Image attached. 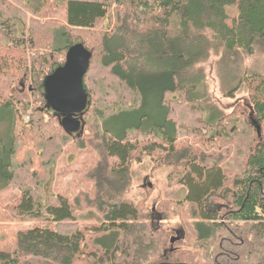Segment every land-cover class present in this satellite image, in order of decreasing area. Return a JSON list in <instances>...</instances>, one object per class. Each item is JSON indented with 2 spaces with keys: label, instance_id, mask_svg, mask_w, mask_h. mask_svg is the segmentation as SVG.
<instances>
[{
  "label": "trees",
  "instance_id": "obj_1",
  "mask_svg": "<svg viewBox=\"0 0 264 264\" xmlns=\"http://www.w3.org/2000/svg\"><path fill=\"white\" fill-rule=\"evenodd\" d=\"M114 2L115 27L100 31L110 19L112 0H61L55 7L64 24L43 22L36 11L28 18L26 0H0V112L10 119L8 140L0 133V264H264V141L252 124L256 120L263 129L264 83L257 75H242L253 89L251 112L238 113L229 128L226 118L204 117L198 104L205 78L197 68L215 52L238 72L244 57L264 48V0ZM72 31L89 37L73 43ZM59 40L65 45L58 46ZM76 44L91 57L83 77L88 104L75 117L83 134L87 117L94 115L90 128L100 134L111 167L106 188L98 183L94 198L83 193L72 201L67 193L47 191L72 134L61 115L49 110L45 81L64 67ZM40 96L43 107L33 106ZM180 97L200 113L195 121L185 117L202 131L200 151L178 141L200 137L175 118L170 98L178 103ZM114 120L126 123L119 132L106 128ZM218 138L233 152L228 161L218 162L208 146ZM144 155L172 167L187 189L179 205L193 222L165 251L152 213L123 199L131 166ZM216 201L228 206L226 214ZM92 211L99 222L86 217ZM17 216L37 225L19 230Z\"/></svg>",
  "mask_w": 264,
  "mask_h": 264
},
{
  "label": "rangeland",
  "instance_id": "obj_2",
  "mask_svg": "<svg viewBox=\"0 0 264 264\" xmlns=\"http://www.w3.org/2000/svg\"><path fill=\"white\" fill-rule=\"evenodd\" d=\"M115 0H112V13H110V19L106 20L101 28L98 30H107L111 31L113 27H115L116 23V15L117 12L114 10L115 8ZM28 2V6L30 7L31 13L27 15L28 18H32L33 12H40L38 14L40 16L36 18L41 21L46 20H59L64 24V14H62L59 8H56V4H61V0H26ZM58 9V15H55V9ZM32 9V10H31ZM2 21V20H1ZM0 21V23H1ZM110 27V28H109ZM0 28H3V25H0ZM72 42L77 43L81 41H87L89 37L88 32L81 33L80 31L71 32ZM57 39H60V37ZM62 41V40H61ZM60 40L58 41V46H64L65 42L62 43ZM50 52V49H47ZM45 51H43L44 54ZM28 56L33 58L32 52H28ZM64 56L59 57V62H63ZM197 68L203 74L205 81L203 84V98L201 99L202 103H199V107H203L205 109L204 117L206 119L214 116V119L217 118H225L226 127L237 124L234 120L238 117V113L247 112L250 114V105H251V95L253 92L252 87H250L247 80L242 81V75L247 73L249 77L258 76L255 79L258 81H262L264 83V48L257 49V52L254 56L249 58H243L242 68L238 70V72L233 71L229 63L225 61L222 57V53H211L207 60L200 63ZM95 69V68H94ZM92 80V79H91ZM256 80V81H257ZM257 81V82H258ZM91 84V82H90ZM28 90L31 88L30 82L25 86ZM104 94V92H103ZM97 97V93L94 95ZM37 101L34 103V98L31 97V101L33 102V106L43 107V97H38ZM176 97V101H177ZM169 100V99H168ZM171 104H173V111L175 118L182 123L183 120L186 121L185 117L191 120H196L198 114L195 113L193 108L187 104L184 98L180 97L178 103H174L172 98H170ZM169 100V101H170ZM88 96L82 95L79 101L76 103V107L78 108L77 112H81L87 105ZM49 110L53 111V109L49 108ZM32 113V109L28 114H26L24 120L25 122L29 120L28 116ZM5 111L0 112V133L4 137L5 140H8L9 137V129H10V119L9 114ZM92 116V115H91ZM88 123L87 128L84 133H80V129L72 134L69 137L67 147L64 151L63 156L59 160L58 169L53 174V181L47 187V191L49 193L55 192H63L67 193V195L71 198V200H75L76 196H81L83 193H88V196H92L94 198L97 195V184H101V188H106L105 177H108V170L111 167V160L108 159L100 146L101 140H99V135L96 130L92 134V130L90 127H94L96 124L94 115L91 117H87ZM45 122L50 119L49 115H45ZM154 119H158V115H154ZM184 122V126L187 131H197L199 132V136H188V137H179L178 141L180 144H183V148H192L194 150H201V143L203 141L202 131H198V128L194 125V122ZM123 126L126 124L124 122L110 121L106 128L109 131L119 132L121 129L120 124ZM193 124L195 129L191 128ZM262 136L257 139H261L264 141V122L262 124ZM204 131V130H203ZM82 134V135H81ZM94 134L96 138H94ZM81 136L80 138H78ZM201 138V143H200ZM254 138V135H252ZM255 138V139H256ZM224 139H217V143L215 142H207L210 149H215L216 156L221 159L220 161H228V157L233 155V152L230 154L225 151ZM250 139L248 137L246 142H249ZM259 140H257L258 142ZM208 150H206V153ZM236 153V151H235ZM226 156V159H225ZM142 163H138L136 161L133 162L131 166V182L123 195V199L130 200L138 205L143 210V213H152L151 217L153 221L151 223L155 225L160 230L158 231V238H162V242L165 243L164 251L170 246V239L177 236V231H182L189 223H192L191 219H187L188 217L184 210L187 209L185 205L180 204L184 200L187 195L186 187L180 185L178 183V178L173 176V171H175L169 165H162L160 162H154L152 157H148L144 155L142 159ZM229 164V162H228ZM160 165V166H159ZM231 178V176H230ZM11 195H16V191L10 190ZM82 198V197H81ZM1 199V197H0ZM83 199V198H82ZM219 205V209L224 214L227 213L228 206L224 205L223 202L216 201ZM11 205V204H10ZM217 205V206H218ZM189 216V215H188ZM87 218H92L100 221L98 215L92 211ZM163 219V220H162ZM225 219L222 218L223 222ZM145 221V220H144ZM224 223V222H223ZM227 223L229 221L227 220ZM226 223V224H227ZM91 224V222H90ZM37 224L34 222H21V217L17 216L16 220V228L19 230H26L28 228H32ZM237 225V223H235ZM42 226H48L47 224ZM53 227V226H52ZM166 233V236L164 235ZM225 235V234H223ZM222 235V236H223ZM229 238V235H225V239ZM237 240V239H236ZM233 241V240H232ZM238 243L237 241H234ZM220 264H223L222 262ZM237 264V263H235Z\"/></svg>",
  "mask_w": 264,
  "mask_h": 264
},
{
  "label": "water",
  "instance_id": "obj_3",
  "mask_svg": "<svg viewBox=\"0 0 264 264\" xmlns=\"http://www.w3.org/2000/svg\"><path fill=\"white\" fill-rule=\"evenodd\" d=\"M90 57V52L83 45H73L68 51L64 67L56 70L45 81V98L48 108L61 115L62 124L70 134L81 129V123L75 116L86 107L81 112H77L76 103L82 95L86 94L83 77L88 70ZM252 124L258 136L261 137V125L253 119ZM180 239V235L177 234L171 239V244L174 245Z\"/></svg>",
  "mask_w": 264,
  "mask_h": 264
},
{
  "label": "flooded vegetation",
  "instance_id": "obj_4",
  "mask_svg": "<svg viewBox=\"0 0 264 264\" xmlns=\"http://www.w3.org/2000/svg\"><path fill=\"white\" fill-rule=\"evenodd\" d=\"M176 234H178V236L180 235V231H177ZM172 246V245H171Z\"/></svg>",
  "mask_w": 264,
  "mask_h": 264
}]
</instances>
